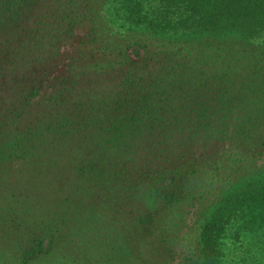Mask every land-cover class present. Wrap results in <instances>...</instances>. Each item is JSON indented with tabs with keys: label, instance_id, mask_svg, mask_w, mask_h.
<instances>
[{
	"label": "trees",
	"instance_id": "16d2710c",
	"mask_svg": "<svg viewBox=\"0 0 264 264\" xmlns=\"http://www.w3.org/2000/svg\"><path fill=\"white\" fill-rule=\"evenodd\" d=\"M65 165H147L125 168L132 217L181 202L165 264L263 231L264 0H0V264L37 251L19 219L69 198Z\"/></svg>",
	"mask_w": 264,
	"mask_h": 264
},
{
	"label": "rangeland",
	"instance_id": "374dc122",
	"mask_svg": "<svg viewBox=\"0 0 264 264\" xmlns=\"http://www.w3.org/2000/svg\"><path fill=\"white\" fill-rule=\"evenodd\" d=\"M141 166L144 165H65L62 178H49L64 186L69 198L65 193L53 203H46L49 199L40 196L34 201V210L43 206V215L18 218L29 224L32 237H36L37 251L19 262L7 255L5 264H162L163 260L165 264L170 257L168 246L171 249L175 245L181 202L172 211L157 213L151 220L133 218L132 204L128 201L141 187L125 168ZM119 172L125 174L123 179L119 178ZM55 181L52 183L57 184ZM126 183L133 184L132 188L127 189ZM192 183L203 188L204 176L195 173L183 181L191 190ZM46 211H50L49 216ZM14 226L9 217L1 216L0 249L14 246L13 239L18 233ZM25 234L27 231L22 235ZM241 237L240 241L224 239L226 252L220 264H264V230Z\"/></svg>",
	"mask_w": 264,
	"mask_h": 264
}]
</instances>
